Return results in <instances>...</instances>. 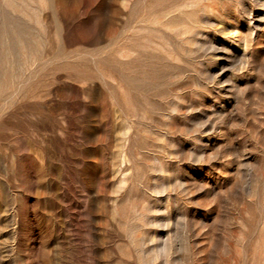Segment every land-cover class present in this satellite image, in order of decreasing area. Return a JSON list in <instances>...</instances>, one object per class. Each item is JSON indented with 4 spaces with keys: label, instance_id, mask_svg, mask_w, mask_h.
Returning <instances> with one entry per match:
<instances>
[{
    "label": "rangeland",
    "instance_id": "obj_1",
    "mask_svg": "<svg viewBox=\"0 0 264 264\" xmlns=\"http://www.w3.org/2000/svg\"><path fill=\"white\" fill-rule=\"evenodd\" d=\"M0 264H264V0H0Z\"/></svg>",
    "mask_w": 264,
    "mask_h": 264
}]
</instances>
